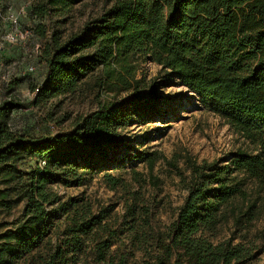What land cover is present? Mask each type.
<instances>
[{
  "label": "trees",
  "instance_id": "trees-1",
  "mask_svg": "<svg viewBox=\"0 0 264 264\" xmlns=\"http://www.w3.org/2000/svg\"><path fill=\"white\" fill-rule=\"evenodd\" d=\"M76 1L29 0V16L51 19L67 13ZM111 1L65 40L52 28L40 54L46 65L44 79L31 90L38 100L71 92L98 66L107 83L129 86L134 71L131 59L139 57L173 72L256 151L237 149L226 163L186 159L190 168L186 195L168 225L165 241L152 259L141 264H166L171 258L172 264H254L252 242L214 241L213 235L229 214L245 213L231 205L236 197L248 199L236 171L264 188V0ZM148 101L137 91L114 96L73 117L69 131L35 138L9 125L11 111L21 102L13 96L0 100V176L7 182L20 179L17 163L25 154L44 161L26 173L23 217L0 235V264L37 247L56 209L68 221L64 237L51 251L32 256V264H71L76 259L82 235L103 229L105 223L86 202L60 201L50 185L59 180L79 183L81 178L72 175L76 169L88 167L89 158H101L121 147L118 125L128 123L130 115ZM137 156L152 160L149 154ZM108 181L114 186L118 180ZM1 193L0 205H6L7 190ZM108 245L106 239L95 243L96 260L105 258ZM115 264H125L124 257Z\"/></svg>",
  "mask_w": 264,
  "mask_h": 264
},
{
  "label": "rangeland",
  "instance_id": "rangeland-1",
  "mask_svg": "<svg viewBox=\"0 0 264 264\" xmlns=\"http://www.w3.org/2000/svg\"><path fill=\"white\" fill-rule=\"evenodd\" d=\"M28 2L1 1L20 13L23 34L19 44L0 50V100L13 96L21 102L11 111L12 129L35 138L52 136L69 131L73 117L89 113L114 96L137 91L149 99L139 112L130 115L128 123L118 125L117 136L124 141L121 147L108 150L101 158H89L85 169L78 167L72 175L81 178L79 183L59 180L50 185L60 201L86 202L105 223L103 229L82 235L81 248L71 264H115L120 256L125 264L152 259L159 244L165 241L168 225L186 195L190 176L186 159H217L226 163L235 150L255 152V145L229 127L173 72L150 58L131 59L134 71L129 75V86L115 81L107 83L102 67L98 66L81 78L73 91L36 99L31 88L44 79L46 65L40 54L52 28L65 40L112 1L78 0L65 14L35 20L29 16ZM37 24L41 28L32 30ZM6 27L0 24V33ZM137 153L149 154L152 160H141ZM37 165H42L39 157L25 154L17 163L20 179L7 182L0 176V198L1 192L7 190L6 205H0V235L22 219V184L27 181L26 173ZM235 174L242 180L248 199L236 197L231 205L237 208L236 212L245 213L229 214L221 220L213 240L252 242L253 263L264 264V188L240 171ZM108 178L117 179V184L111 185ZM48 221L50 227L37 247L19 259H6L1 264H32V256L51 251L64 237L68 221L59 209ZM100 239L108 240L109 245L105 258L96 260L94 245ZM166 264H172V258Z\"/></svg>",
  "mask_w": 264,
  "mask_h": 264
},
{
  "label": "built area",
  "instance_id": "built-area-1",
  "mask_svg": "<svg viewBox=\"0 0 264 264\" xmlns=\"http://www.w3.org/2000/svg\"><path fill=\"white\" fill-rule=\"evenodd\" d=\"M1 1L2 0H0V24H5L7 27L0 33V50L7 45L15 46L19 44L23 37L20 24V13L12 11L9 6L1 4ZM26 33L27 32H25V34ZM36 49H38V46H36ZM1 68L2 63L0 62V70ZM28 69L32 70L33 68L28 66ZM42 164H44V161H42Z\"/></svg>",
  "mask_w": 264,
  "mask_h": 264
}]
</instances>
